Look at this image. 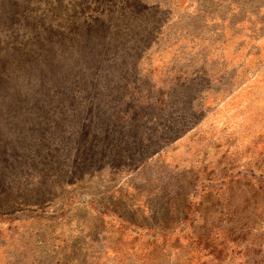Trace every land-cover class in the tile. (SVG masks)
I'll use <instances>...</instances> for the list:
<instances>
[{"label":"rangeland","instance_id":"rangeland-1","mask_svg":"<svg viewBox=\"0 0 264 264\" xmlns=\"http://www.w3.org/2000/svg\"><path fill=\"white\" fill-rule=\"evenodd\" d=\"M0 264H264V0H0Z\"/></svg>","mask_w":264,"mask_h":264}]
</instances>
